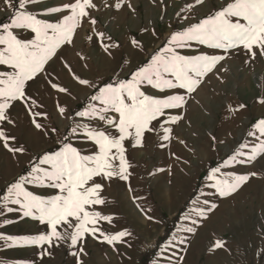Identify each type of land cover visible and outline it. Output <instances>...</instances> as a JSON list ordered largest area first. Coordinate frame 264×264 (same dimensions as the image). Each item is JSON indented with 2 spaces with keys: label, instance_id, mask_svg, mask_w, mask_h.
<instances>
[{
  "label": "rangeland",
  "instance_id": "obj_1",
  "mask_svg": "<svg viewBox=\"0 0 264 264\" xmlns=\"http://www.w3.org/2000/svg\"><path fill=\"white\" fill-rule=\"evenodd\" d=\"M73 2L38 0L28 5L27 10L55 23L69 12L50 13L47 10ZM92 2L97 8L88 9L89 17L82 18L72 42L62 45L45 65L46 71L26 84V95L31 98L27 105L31 106V111L47 114L36 117L44 127L37 129L34 126L25 102L17 100L8 109L14 123L4 122L2 127L16 138L9 144L23 147L25 151L13 154L0 141V198L20 176L30 175L34 167L47 168V165L39 164L40 159L62 151L67 143L85 155L98 151L83 127L75 134L72 132L78 124L118 136L119 133L105 121L78 115L91 111L94 106L100 107L91 96L107 84L131 79L137 70L150 63L154 55L169 46L173 33L199 23L233 0H204L192 8L189 6L195 0ZM117 3L121 4L120 8L115 7ZM15 11V0L11 8L0 0V25L9 23ZM92 18L96 20L94 25ZM13 31L23 40L34 37L30 30ZM99 33L110 39L100 37ZM133 40L138 44H133ZM105 44L112 47L105 51ZM175 51L185 56L224 55L225 59L192 93L179 88L160 91L147 84L142 86L147 95L164 98L179 94L185 97L186 103L180 109L166 110L165 116L153 121L155 131H145L142 146L133 147L130 140L124 141V156L130 165L127 180L95 177L89 182V185L93 182L102 184L100 195L106 199L104 205H93L91 209L113 217L111 224L99 222L102 231L127 230L131 235L124 238L126 243L109 245L102 237L96 239L85 234L86 255L79 257L83 264H177L180 256L183 260L179 264H208L219 251V261L213 264H264V156L250 164L224 167V162L242 144L258 142L256 137L249 135L250 132H256L257 137L264 139L255 128L264 119V102H261L264 101V55L258 53L252 58L243 47L224 51L195 42L191 47L176 48ZM11 70L0 65V71ZM76 77L88 80L94 87L81 85ZM51 83L67 91L60 92L52 88ZM241 104L246 107L229 111V105L236 108ZM61 107L65 109L63 114L59 111ZM106 115L117 116L112 112ZM177 115L182 119L171 123L170 116ZM163 128L172 129L169 140L162 139ZM215 168H220L217 176L221 178L223 173L256 175L250 176L235 193L221 196L211 187L215 181L209 179ZM25 187L44 197L59 192L37 185L26 184ZM204 200L210 201V205H203ZM212 204L216 207L207 213V218L195 216L193 209H207ZM7 207L19 209L18 205L8 204ZM7 207L0 215V234L19 238L50 231L47 225L23 217L20 210L8 212ZM185 217L200 223L193 225L191 219ZM189 226L196 228L195 233L183 231ZM173 237L177 239L173 240ZM181 237L185 239L184 244L179 243ZM218 239L226 242L225 247L213 252L210 249ZM170 242L175 246L165 251ZM7 243L10 242L0 240V264H77L78 257L72 255L76 249L67 244L52 247L51 255H48L46 245L44 248L37 245L8 247Z\"/></svg>",
  "mask_w": 264,
  "mask_h": 264
},
{
  "label": "snow or ice",
  "instance_id": "obj_2",
  "mask_svg": "<svg viewBox=\"0 0 264 264\" xmlns=\"http://www.w3.org/2000/svg\"><path fill=\"white\" fill-rule=\"evenodd\" d=\"M37 2L38 0H15L16 11L10 18V22L0 25V65L12 69L10 72L0 71V141L13 154L22 153L25 149L9 144V141H15L16 138L8 135L2 127L4 122L14 123L8 115V109L13 102L23 101L33 117L34 126L37 129L44 127L36 120V117H46L47 114L31 111V106L27 105L31 98L26 95V84L46 71L45 65L56 55L62 45L72 42L73 34L81 24L82 18L89 17L88 9L97 8L92 0H74L73 3L47 10L50 13L65 10L69 12L60 21L52 23L38 18L35 13L27 10L28 5ZM203 2L204 0H195L194 4L189 7H195ZM13 3L14 0H4V4L10 8L13 7ZM115 7L120 8L121 4L117 3ZM129 7H131L130 4ZM91 23L96 24V20L92 18ZM14 29L30 30L34 33V37L30 40L20 39L14 33ZM99 36L110 39L104 33H99ZM192 42L224 51L243 47L252 58H255L258 53L264 55V0H233L223 9L202 19L199 23L173 33L169 39V46L154 55L150 63L137 70L131 79L119 80L115 85L107 84L99 88L98 94L92 95L91 100L99 102L100 107L94 106L91 111L80 112L78 115L105 121L119 135L93 130L88 125L78 124L72 132L75 134L78 128L83 127L87 138L94 142L98 151L85 155L71 143H67L62 151L44 155L40 159L39 164L47 165V168L36 166L30 175L20 176L17 182L11 184L7 189V194L0 198V215L4 214L3 208L8 204L18 205L19 209L7 207V211L20 210L23 217H29L47 225L50 231L45 234L19 238L0 234V240L10 242L6 246L37 245L44 248L46 245L45 252L51 255L52 247L67 244L70 248L76 249L72 255L78 257L77 264H83L79 257L86 255L83 247L85 234L96 239L102 237L109 245L126 243L124 238L131 235L127 230L118 233L102 231L99 222L106 221L111 224L113 217L91 209L93 205H104L106 199L100 195L103 185L94 182L89 185V182L94 181L95 177L106 180L119 177L127 180L129 175L127 168L130 165L125 160L124 141L130 140L133 147L142 146L145 131H155L153 121L165 116L166 110L180 109L186 103L185 97L179 94L164 98L147 95L142 91L143 85H150L160 91L179 88L192 93L202 83L203 78L225 59L224 55L185 56L175 51L176 48L191 47ZM133 44H138V42L133 40ZM110 47L112 45L105 44V51ZM76 79L81 85L94 87L88 80L79 77ZM51 87L60 92L67 91L66 88L55 83H51ZM32 103L35 104V101L33 100ZM228 107L229 111L235 112L246 106L241 104L236 108L232 105ZM59 111L63 114L65 109L61 107ZM109 112L117 116L109 117L106 115ZM169 119L171 123H177L182 116H170ZM255 128L260 136H264V119L260 120ZM163 131L165 134L162 139L169 140L172 129L163 128ZM249 135L256 137L258 142L242 144L240 149L224 162V167L232 164H250L264 156V139L257 137L256 132H250ZM241 157L243 159H240ZM117 160L119 163H116ZM220 171V168L213 169L209 179L215 181L211 187L215 188L221 196L235 193L249 180L250 176L256 175V173L245 175L223 173L221 178L217 176ZM26 184L50 187L59 192L54 196L44 197L28 190L25 187ZM194 203L199 202L194 201ZM202 204L210 205V201L204 200ZM215 207L214 204L207 209L198 207L193 209V212L195 216L207 218V213ZM141 211L145 210L141 209ZM148 218L152 219L150 216ZM185 219H191L193 225L200 223L192 217H185ZM183 231L195 233L196 228L189 226ZM97 233L100 235L97 236ZM176 239L177 237H173V240ZM179 243L184 244L185 239L179 238ZM225 244V241L218 239L210 250L224 248ZM174 246L170 242L165 247V251ZM173 255H178V253ZM182 260L183 256H180L179 261Z\"/></svg>",
  "mask_w": 264,
  "mask_h": 264
},
{
  "label": "bare ground",
  "instance_id": "obj_3",
  "mask_svg": "<svg viewBox=\"0 0 264 264\" xmlns=\"http://www.w3.org/2000/svg\"><path fill=\"white\" fill-rule=\"evenodd\" d=\"M213 242V241H212ZM238 242V241H237ZM236 243V242H235ZM206 246V245H205ZM211 246V245H210ZM232 249V248H231ZM217 250V249H216ZM219 251V250H218ZM214 252V251H213ZM220 252L221 251H219V253H217V256L215 257V255L213 256V257H211V261L210 262H208V264H213L214 262H217V261H219V255H220ZM210 253H212V252H210ZM246 253V252H245ZM184 254V253H183ZM201 255V254H200ZM215 257V258H214ZM203 258H204V256H203ZM198 260V259H197ZM199 261V260H198ZM198 261H196V262H198Z\"/></svg>",
  "mask_w": 264,
  "mask_h": 264
}]
</instances>
